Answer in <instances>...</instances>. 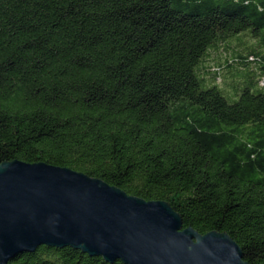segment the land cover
I'll list each match as a JSON object with an SVG mask.
<instances>
[{"label":"trees","instance_id":"trees-1","mask_svg":"<svg viewBox=\"0 0 264 264\" xmlns=\"http://www.w3.org/2000/svg\"><path fill=\"white\" fill-rule=\"evenodd\" d=\"M14 160L165 201L264 264V0H0ZM9 264L125 263L41 246Z\"/></svg>","mask_w":264,"mask_h":264},{"label":"water","instance_id":"water-1","mask_svg":"<svg viewBox=\"0 0 264 264\" xmlns=\"http://www.w3.org/2000/svg\"><path fill=\"white\" fill-rule=\"evenodd\" d=\"M41 246L125 264H248L225 232L183 228L165 201L130 196L72 169L0 164V264Z\"/></svg>","mask_w":264,"mask_h":264},{"label":"rangeland","instance_id":"rangeland-1","mask_svg":"<svg viewBox=\"0 0 264 264\" xmlns=\"http://www.w3.org/2000/svg\"><path fill=\"white\" fill-rule=\"evenodd\" d=\"M245 37V36H243ZM236 39V38H235ZM245 39H242V40H235L234 43L237 44V43H242ZM250 43L249 42H246L245 44H242V47H246V46H249Z\"/></svg>","mask_w":264,"mask_h":264}]
</instances>
